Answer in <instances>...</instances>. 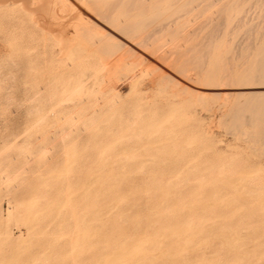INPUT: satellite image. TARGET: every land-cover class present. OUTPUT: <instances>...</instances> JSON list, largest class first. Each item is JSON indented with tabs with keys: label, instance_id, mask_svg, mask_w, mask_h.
Instances as JSON below:
<instances>
[{
	"label": "rangeland",
	"instance_id": "obj_1",
	"mask_svg": "<svg viewBox=\"0 0 264 264\" xmlns=\"http://www.w3.org/2000/svg\"><path fill=\"white\" fill-rule=\"evenodd\" d=\"M69 1L61 42L50 18L0 5V264H264V79L241 65L259 45L226 31L199 73L175 71L170 42L120 63L69 50L94 14ZM243 2L260 38L264 11Z\"/></svg>",
	"mask_w": 264,
	"mask_h": 264
},
{
	"label": "bare ground",
	"instance_id": "obj_2",
	"mask_svg": "<svg viewBox=\"0 0 264 264\" xmlns=\"http://www.w3.org/2000/svg\"><path fill=\"white\" fill-rule=\"evenodd\" d=\"M80 1H83V3L86 2V4L92 8L93 10L92 12L94 14H93V18L89 17V21H85L82 17L79 16L77 22L71 24L74 32L71 38H66V41L69 44V50L80 49L82 51H92V52L99 51L105 54L108 58L114 57L116 58V60L117 59L120 60L122 56L129 55L130 53L135 52V50H137L138 48H142L150 56L151 55L155 56V54L158 51H160L162 47H164L163 46L164 44H168V42H170L172 43L171 45H174V48H176L172 56V58L173 57L175 58L174 60V62L176 63L175 71L178 74H183L185 73V71H189V68L192 67V69L196 71V73H199L202 64L210 60V58L214 57V53L212 52V46L214 41L217 40L220 35L224 34V32L228 31L231 32L232 35L231 38L233 40H236L238 37L240 38L242 36V38H245L244 41L251 40L253 42H251L250 44L259 45L258 47L259 49L255 53L253 52L254 49L252 50L251 48H248L245 45V48L241 54L242 55L241 65H245L250 68L249 75L251 76V78H249L248 75V80L250 79L253 82L255 81L257 82L264 79V35L262 36L259 34L260 38H255L254 40L251 39L252 34L254 32L253 31L254 27L256 25L242 23L241 17L242 14H244V8H245V6L243 5L244 3L243 0H80ZM41 2L42 0H0V5L5 7L19 5L22 6L24 9L27 8L33 13L32 15H34L33 17H35L36 20L39 19V16L41 14H43L45 17H48L55 22L53 24L54 26L56 25L58 28L64 30V28L66 27L65 26L66 23H64V18H66V15L73 6L72 1L47 0L49 4H52L50 10H49L50 5L48 7L43 5ZM263 2L264 0H253V3L251 4L260 7L259 9L261 11H264ZM215 5H219L220 7L216 16H219L221 18L220 20L221 25H219L220 29L218 28L219 30L217 31H215L212 28L213 26H211V22H210V19L216 14L210 11L211 9H213L212 7ZM252 5H249V7ZM193 14L198 15V17L202 18L201 22L199 23L197 22L198 25L197 28L192 33L180 32V29L184 28V26L186 25V23L184 24L181 23L180 20L185 18V16H189V15L191 16ZM172 23L173 24L175 23V25L177 26L176 27L174 26L175 28L173 30H170V26ZM213 25L215 26V24ZM152 27L154 28L153 32L151 31L149 33H145L146 31L149 30V28ZM201 30H206L207 34L205 35V37H203V34L201 33L203 38L202 39L200 38L198 40V32ZM158 32L160 33V39H165V40L167 39L168 41L153 46L151 45L150 40L153 38L154 36L153 34ZM65 37H66L65 30L64 32L61 31L59 36L60 42L63 41ZM108 38H110L111 41L113 40L116 42L108 43L107 41ZM189 41H192V45H190L187 49H183L182 48L183 45L181 46V42H189ZM228 43H230V40ZM250 44L249 46H251ZM115 47L120 51H114ZM227 47L229 48L230 46ZM197 48H198V53L196 55L195 50ZM115 55L117 56L121 55V56L117 58V56ZM217 56L215 57V59L217 58ZM172 58L170 59L171 61ZM119 60H117V62H119ZM229 60L230 59L228 58V61ZM214 62L216 61L212 62V66H214L213 65ZM120 63H122L121 60ZM229 63L231 62L229 61ZM124 65L126 66V64ZM224 66L225 68H227V63ZM230 66L232 65L230 64ZM133 68L134 66L132 67V69ZM217 68L219 69L218 66ZM226 70L224 71V73H227ZM108 87L109 86L106 85L105 88Z\"/></svg>",
	"mask_w": 264,
	"mask_h": 264
}]
</instances>
